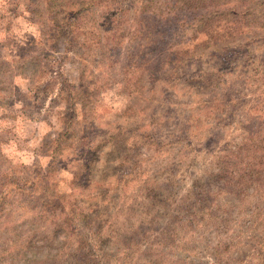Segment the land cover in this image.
Instances as JSON below:
<instances>
[{
  "label": "rangeland",
  "instance_id": "374dc122",
  "mask_svg": "<svg viewBox=\"0 0 264 264\" xmlns=\"http://www.w3.org/2000/svg\"><path fill=\"white\" fill-rule=\"evenodd\" d=\"M192 1L218 47L152 68L127 41L84 68L50 0H0V264H264V0Z\"/></svg>",
  "mask_w": 264,
  "mask_h": 264
},
{
  "label": "trees",
  "instance_id": "16d2710c",
  "mask_svg": "<svg viewBox=\"0 0 264 264\" xmlns=\"http://www.w3.org/2000/svg\"><path fill=\"white\" fill-rule=\"evenodd\" d=\"M74 1H64V0H50L49 6L55 9V16L52 19L50 33V42L59 43V49L63 53L59 58L68 59L66 54L72 53L78 60L80 66L86 67V57L84 54L90 51H96L98 58L101 57V64L113 66L112 62L108 57L115 55L113 58L122 56V46L125 45L127 41H136L135 49L141 54L148 53L152 55L150 58L146 57L148 66L151 65L152 68L156 67L157 63L154 60H165L170 63L184 62V59H190L195 57V52H198L200 46L194 45L195 50H192L188 46H193L192 42L194 40H200V44L204 47H208L211 42L219 46L218 43L224 40V37L219 34L205 33L206 37H198L196 32H200L199 28L206 25L208 21L204 19H198L197 17H191L190 12L194 13V7L205 8V5L201 2H193L192 0H171V7L173 9L172 17L170 14H165L164 8H160V0H153L151 4L144 6L142 11L135 10L130 13V17H127L129 9L133 7L134 0H82L80 2ZM68 3L71 4H81L80 8L72 10V7H68ZM61 11V12H60ZM61 13L64 15L58 16ZM170 12V11H169ZM182 12H188V15H179ZM187 22H190L189 25ZM184 27L189 30H185ZM79 28H82L78 30ZM192 32V41L186 44L183 39H181L182 34H187V32ZM48 36H44L43 39L48 42ZM177 38V42L175 40ZM170 42V40H172ZM44 41V40H43ZM138 41V42H137ZM184 45H183V44ZM215 45V46H216ZM177 46V47H176ZM139 47V48H138ZM222 48V47H221ZM117 52V53H116ZM137 53V52H136ZM135 53V54H136ZM187 56V58H186ZM73 59V58H71ZM115 59V61H117ZM177 67H181L178 65ZM130 71V68L126 66ZM142 68V67H141ZM138 69L136 80L138 85H141V89L145 86L144 81L139 80L143 77L145 70ZM149 70V68L147 67ZM187 69L176 70L175 73L186 72ZM188 74V71H187ZM64 75L62 68L57 72V78L60 79ZM191 77H196L194 73H191ZM63 79V78H62ZM64 80V79H63ZM220 84V82H219ZM92 85V84H91ZM50 83L44 84V88H38L40 92H48V94L55 91L49 90ZM93 86V85H92ZM89 88V87H88ZM88 88L79 92L72 89L68 97L70 100V108L75 111L77 94H84L87 103H95L98 99V95L95 90L89 91ZM63 90V88H61ZM80 95L78 97H80ZM85 105H87L85 103ZM84 105V106H85ZM87 135H84L82 139H85ZM62 135L57 136V140L62 139ZM80 139V137H79ZM55 140V139H54Z\"/></svg>",
  "mask_w": 264,
  "mask_h": 264
}]
</instances>
